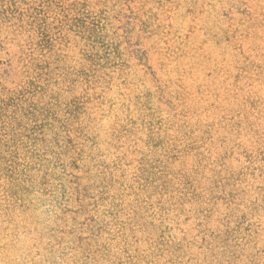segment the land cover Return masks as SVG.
<instances>
[{
  "label": "rangeland",
  "instance_id": "374dc122",
  "mask_svg": "<svg viewBox=\"0 0 264 264\" xmlns=\"http://www.w3.org/2000/svg\"><path fill=\"white\" fill-rule=\"evenodd\" d=\"M0 264H264V0H0Z\"/></svg>",
  "mask_w": 264,
  "mask_h": 264
}]
</instances>
